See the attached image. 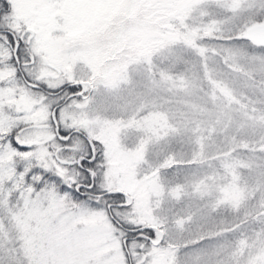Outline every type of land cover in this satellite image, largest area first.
<instances>
[{
  "label": "snow or ice",
  "instance_id": "obj_1",
  "mask_svg": "<svg viewBox=\"0 0 264 264\" xmlns=\"http://www.w3.org/2000/svg\"><path fill=\"white\" fill-rule=\"evenodd\" d=\"M0 264H264V0H0Z\"/></svg>",
  "mask_w": 264,
  "mask_h": 264
}]
</instances>
